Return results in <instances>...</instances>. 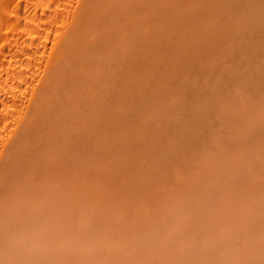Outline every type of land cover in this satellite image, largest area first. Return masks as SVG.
Returning a JSON list of instances; mask_svg holds the SVG:
<instances>
[{
	"label": "rangeland",
	"instance_id": "obj_1",
	"mask_svg": "<svg viewBox=\"0 0 264 264\" xmlns=\"http://www.w3.org/2000/svg\"><path fill=\"white\" fill-rule=\"evenodd\" d=\"M131 4L2 172L1 244L44 226L85 237L67 264H264V0Z\"/></svg>",
	"mask_w": 264,
	"mask_h": 264
},
{
	"label": "bare ground",
	"instance_id": "obj_2",
	"mask_svg": "<svg viewBox=\"0 0 264 264\" xmlns=\"http://www.w3.org/2000/svg\"><path fill=\"white\" fill-rule=\"evenodd\" d=\"M131 1L0 0V178L39 132L52 112L50 106L59 103L66 76L71 72L70 78H83L87 71L77 70L109 53L106 44L121 30ZM141 3L133 4L144 12L146 3ZM137 13L131 15L130 25L144 22ZM5 231L0 224V264H67L65 249L76 255L85 250V237L66 240L65 229L57 242L49 240L42 226L29 238L22 233L1 244Z\"/></svg>",
	"mask_w": 264,
	"mask_h": 264
}]
</instances>
